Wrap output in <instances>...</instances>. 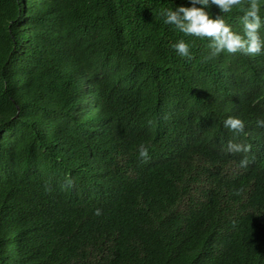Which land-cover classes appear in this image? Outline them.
<instances>
[{"label":"trees","instance_id":"16d2710c","mask_svg":"<svg viewBox=\"0 0 264 264\" xmlns=\"http://www.w3.org/2000/svg\"><path fill=\"white\" fill-rule=\"evenodd\" d=\"M179 4L0 0V264H264V54H213Z\"/></svg>","mask_w":264,"mask_h":264},{"label":"clouds","instance_id":"9594fccd","mask_svg":"<svg viewBox=\"0 0 264 264\" xmlns=\"http://www.w3.org/2000/svg\"><path fill=\"white\" fill-rule=\"evenodd\" d=\"M216 5L219 12L213 14L209 6ZM239 8L242 14L239 19L243 24V31H237L221 13H230L234 8ZM264 0H190V5L179 4L173 8L162 11L164 22L174 25L181 32L198 37H210V46L213 54L221 52L245 55L264 54ZM179 55L191 58V45L188 41L180 39L171 45ZM259 123L264 124V121ZM223 126L241 134L245 132V121L239 116L229 115L223 119ZM251 145L228 141L227 151L248 152ZM139 155L148 158L149 147L139 145ZM241 166H247V158L240 161ZM97 214L101 212L97 209Z\"/></svg>","mask_w":264,"mask_h":264}]
</instances>
